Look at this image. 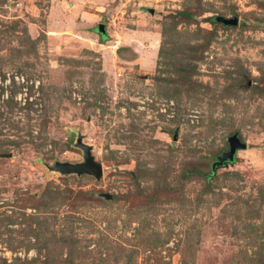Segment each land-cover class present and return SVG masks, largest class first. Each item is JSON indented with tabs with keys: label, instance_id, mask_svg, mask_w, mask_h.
I'll return each instance as SVG.
<instances>
[{
	"label": "rangeland",
	"instance_id": "obj_1",
	"mask_svg": "<svg viewBox=\"0 0 264 264\" xmlns=\"http://www.w3.org/2000/svg\"><path fill=\"white\" fill-rule=\"evenodd\" d=\"M256 86L264 0H0V264H264ZM79 135L99 181L49 170Z\"/></svg>",
	"mask_w": 264,
	"mask_h": 264
},
{
	"label": "water",
	"instance_id": "obj_2",
	"mask_svg": "<svg viewBox=\"0 0 264 264\" xmlns=\"http://www.w3.org/2000/svg\"><path fill=\"white\" fill-rule=\"evenodd\" d=\"M213 22L221 24L225 27H237L239 25V18L237 16L226 18L223 16H216L213 18ZM98 32L101 36L106 35V27L104 24L98 25ZM177 137V135H176ZM175 137V140H176ZM229 148L221 155L216 157L215 162L212 164L213 172L218 169L224 168L235 162L237 153L247 149V144L244 143L238 133L233 134L228 139ZM76 148L83 152V161L78 163L71 162H60L57 161L53 166L49 167V170L60 173L63 176L76 175L80 176H91L97 181L101 180L104 175L103 164L98 162L93 156V147L83 142V136L79 135ZM12 154L3 155V157H11ZM107 199H112L111 195L106 196Z\"/></svg>",
	"mask_w": 264,
	"mask_h": 264
},
{
	"label": "trees",
	"instance_id": "obj_3",
	"mask_svg": "<svg viewBox=\"0 0 264 264\" xmlns=\"http://www.w3.org/2000/svg\"><path fill=\"white\" fill-rule=\"evenodd\" d=\"M169 17L172 18V19L178 18V17H182V18H185V19L192 20V18H194V14H192L190 11H178L174 15H171ZM211 22L213 24L217 25L215 22H213V18L211 19ZM164 33L165 32L163 31V35L165 37V34ZM105 38H106V35L105 36H102V39L103 40ZM207 46H208L207 44L196 45V46L192 45V46H190L188 50H190V52L193 53L192 59L198 60V61L201 60L202 59L201 56H202L204 50L207 48ZM163 47H164V45L161 46V51H162V49H164ZM178 70L181 73H183V75H184L182 80H186V82L189 81V77H188L189 70H188V68L186 69V68H183V67H179ZM239 75H241V74H239ZM255 91H257V93H262L263 94L264 88L260 89V87L256 86L255 87ZM2 115L3 114H1V116ZM216 173H217V171L216 172H213V170H212L211 174H206L205 173L202 177H204V179L209 183L210 180L214 177V175H216ZM193 175L200 176V173L198 172V168L197 169L195 168L193 170L187 169V170H185V172L183 174V176H184L185 179H188V178H190ZM134 180H135V178H134ZM3 264H7V263L3 262Z\"/></svg>",
	"mask_w": 264,
	"mask_h": 264
},
{
	"label": "built area",
	"instance_id": "obj_4",
	"mask_svg": "<svg viewBox=\"0 0 264 264\" xmlns=\"http://www.w3.org/2000/svg\"><path fill=\"white\" fill-rule=\"evenodd\" d=\"M17 81H19L20 79L19 78H16ZM22 82H24V79L22 78Z\"/></svg>",
	"mask_w": 264,
	"mask_h": 264
}]
</instances>
